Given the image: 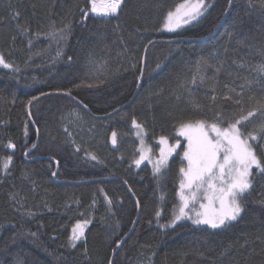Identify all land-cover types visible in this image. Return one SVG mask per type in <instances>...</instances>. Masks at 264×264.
Instances as JSON below:
<instances>
[{
	"label": "trees",
	"instance_id": "16d2710c",
	"mask_svg": "<svg viewBox=\"0 0 264 264\" xmlns=\"http://www.w3.org/2000/svg\"><path fill=\"white\" fill-rule=\"evenodd\" d=\"M178 2L124 0L118 14L101 16L89 11L90 0H0V54L11 65L0 64V264H109L114 252L112 264H264V173L256 168L236 220L219 228L172 223L181 204L182 124L227 128L247 117L238 127L256 136L264 163V3L207 0L196 20L160 32ZM155 38L172 40L148 46ZM69 91L89 110L60 94ZM74 108L102 123L96 134L107 161L71 143L61 117ZM138 129L155 155L161 137L180 141L162 177L141 160ZM38 136L29 157L46 158L26 160ZM56 161V178L69 182L53 177ZM106 176L121 179L85 181ZM78 221L88 225L73 247Z\"/></svg>",
	"mask_w": 264,
	"mask_h": 264
},
{
	"label": "snow or ice",
	"instance_id": "6c2138e0",
	"mask_svg": "<svg viewBox=\"0 0 264 264\" xmlns=\"http://www.w3.org/2000/svg\"><path fill=\"white\" fill-rule=\"evenodd\" d=\"M90 4L89 11L92 13L111 16L121 8L122 0H90ZM202 10H207L205 0H195V2L184 0V3L179 4L175 11L168 12L164 27L169 31H174L182 24H187L202 15ZM0 64L4 67H11V65L5 64L2 56H0ZM262 70H264V66H262ZM32 99H36V97ZM28 103L31 104V100ZM252 115V112L248 113L249 117ZM246 119L247 117H242L222 130L212 124L211 130L215 133L214 138L209 136L205 130L203 121L181 125L180 134L187 138V149L183 152V156L187 159V169H180L183 173L179 193L181 204L172 223L189 217V212L186 209L189 208L190 203L198 202L197 192L202 189L204 190L203 198L208 203L200 204L203 211L196 213L194 223L208 224L212 228H219L226 222L236 220L240 215L243 209L239 197L248 192L252 186L250 180L252 169L255 167L264 173V163L258 158L252 143H250L257 139L256 136L249 133L246 139L242 138L240 127H238L242 120ZM133 125L142 128L135 120H133ZM261 132H264V126L261 127ZM111 140L113 144L117 142L115 131L111 134ZM160 143L164 147L160 149V159L156 162V171H159V165L163 164L177 147H180L179 140L174 146L169 147L167 139L161 137ZM8 146L15 147L11 143ZM92 158L96 159L95 156ZM145 158V156H141V160ZM10 162L11 157L3 164L5 170ZM140 162L136 161L137 164ZM185 189L188 190L187 195H185ZM77 229H79L78 232ZM82 236L83 226L77 225L73 229L72 239L78 240Z\"/></svg>",
	"mask_w": 264,
	"mask_h": 264
},
{
	"label": "rangeland",
	"instance_id": "374dc122",
	"mask_svg": "<svg viewBox=\"0 0 264 264\" xmlns=\"http://www.w3.org/2000/svg\"><path fill=\"white\" fill-rule=\"evenodd\" d=\"M123 1H122V3H123ZM192 2H195V0H192ZM181 3H184V0H179V2L176 4V6L171 11H175L176 7L179 4H181ZM205 5L206 6L208 5L207 0H205ZM119 10H118V12H119ZM118 12L116 14H118ZM203 12L204 11L202 10V13ZM113 15H115V14H113ZM196 19H194V20H196ZM194 20H191L189 23L193 22ZM165 22H166V19H165ZM165 22L161 26L160 32L174 33L178 29H180L182 26L186 25V24H182L181 27L175 29L174 31H169L167 28L164 27ZM0 56H2V55L0 54ZM4 62H5V64H7L5 60H4ZM61 123H62V126H63L64 130L66 131L68 137L70 138L71 143L74 145V147L76 148L77 151L85 152V153H87V156L91 157V158L93 156H96V154H97V155L102 156L104 158V160L107 161L105 159L106 158L105 154L108 153V149L106 147L107 143H105V138H104V136L102 134H99V135L96 134V132L97 133H102L101 132L102 128L100 126V125H102V123H99L97 121H94L93 123L90 122L88 120V118L83 114V112L79 108L71 109V110L67 111L65 114H63L62 117H61ZM192 123H195V122H192ZM212 124H215L218 128H220L214 122L210 123V124L205 123V130L208 132L209 136L214 138L215 137V133L211 130V125ZM180 127H179V131H180ZM220 129L222 130L224 128H220ZM138 133H139V137L141 139L140 141H143V143L140 142L141 156L142 155L145 156L146 157L145 160H148L154 166V171H155L156 176L157 177H162L164 172L166 171L168 165H169L170 158H171V156L173 155V153L175 151L172 152L171 155H169L167 157L166 161L163 164L159 165L160 170L156 171V162L160 159V149H161V147H164V145L161 144L160 148L158 149L159 150L158 153L155 155V153H154L155 150H154L153 146L148 144L146 142V140H145L146 136H145L144 131L141 130V129H138ZM247 137L248 136L242 135V138L246 139ZM167 141H168V146L169 147L174 146L176 144V142H177L176 141L175 143H171V141L169 139H167ZM158 143H160V140H158ZM179 143H180V141H179ZM250 143H252V141H250ZM149 149H150V151H149ZM186 149H187V142H186L185 150ZM89 152H91V153H89ZM182 168L187 169V159L186 158H185V164L183 165ZM254 169H255V167L252 169V175L250 177L251 184H253ZM182 179H183V173H182ZM179 193H180V189H179ZM187 194H188V190L185 189V195H187ZM203 195H204V190L203 189L201 191L197 192V201L198 202L190 203L189 204V208L186 209V211L189 212V217H185V218H183L181 220H177V221L189 220V221L193 222V220L196 218V213L203 211V209H201V207H200V204H202V203L203 204H207L208 203V201L203 198ZM240 199H241V197H239V200ZM229 222H231V221H229ZM229 222H226V224H228ZM77 225H82L83 226V236H84L88 223L83 222V221H78V222H76L74 224V226L72 227V230H71V242L73 244H75L79 240V239L78 240H73L72 239L73 229L76 228ZM199 225L210 226L208 224H199ZM220 227H222V226H220ZM78 231H79V229H77V232ZM136 264H142V263L141 262H136Z\"/></svg>",
	"mask_w": 264,
	"mask_h": 264
},
{
	"label": "water",
	"instance_id": "95a60500",
	"mask_svg": "<svg viewBox=\"0 0 264 264\" xmlns=\"http://www.w3.org/2000/svg\"><path fill=\"white\" fill-rule=\"evenodd\" d=\"M231 3H232V0H231ZM231 3L229 4L228 9H227V11H226L224 17L226 16L228 10L230 9V5H231ZM224 17H223V19H224ZM223 19H222V21H223ZM222 21L220 22V24L222 23ZM220 24H219V25H220ZM218 27H219V26H218ZM215 32H216V31H215ZM215 32H214V33H215ZM164 40H166V41H170V40H172V39L155 38V39L151 40V42H149L148 46H149L151 43H153V42H156V41H164ZM148 46H147V48H148ZM147 48H146V52H147ZM146 52H145V56H144V66H143V69H142V74H141V76H140V81H139V85H138V87H137V89H136V92H137V90H139L140 85H141V81H142V78H143L144 69H145ZM48 94H50V93L42 94V95L36 97V99H34V100L31 102V104L29 105V109H30L31 105H32L35 101H37L39 98H41V97H43V96H45V95H48ZM60 94H64V95H66V96H69V97H71V98H74V99L77 100V101H78V102H79L84 108H86L87 110H89V107H88L84 102H82L79 98H77L76 96H74L73 94H71V93L69 94L68 92H61ZM117 110H118V109H117ZM114 112H115V111H113V112H109L107 115H110L111 113H114ZM29 116H30V119H31L33 125H34L35 128H36L37 133H38L37 126H36L35 121L33 120V118H32V116H31L30 113H29ZM103 116H106V115H102V117H103ZM38 142H39V136H38V138H37L36 143L34 144L35 147L32 146V147L28 148V149L25 151V153H24V158H25L26 160L38 159V158H46V156H43V155H39V156L31 157V158L29 157V154H30L32 151H34L35 148L37 147ZM57 172H58V162L56 161V169H55V171H54V173H53V177H54L56 180L66 182L67 180L57 179V178H56V174H57ZM108 179H121V178L118 177V176H106V177H100V178H94V179H90V180H85V181H101V180H108ZM67 182H69V181H67ZM124 182L126 183V181H124ZM128 189H129L130 192H132V189H131V187H130L129 185H128ZM133 196H134L135 200L137 201V199H136V197H135L134 194H133ZM139 213H140V211H138V215H139ZM137 217H138V216H137ZM137 217H136L135 221L133 222L132 227H131L130 230L127 232V234H125V236H123V238L118 242V244H117V249H119V248L121 247V245L123 244V242L125 241V239L127 238V236H128L129 234L132 233V231H133V229H134V227H135V225H136V222H137ZM114 255H115V252L112 254L111 259H110V263H109V264H112V262H113V258H114Z\"/></svg>",
	"mask_w": 264,
	"mask_h": 264
},
{
	"label": "bare ground",
	"instance_id": "6f19581e",
	"mask_svg": "<svg viewBox=\"0 0 264 264\" xmlns=\"http://www.w3.org/2000/svg\"><path fill=\"white\" fill-rule=\"evenodd\" d=\"M123 1V0H122Z\"/></svg>",
	"mask_w": 264,
	"mask_h": 264
}]
</instances>
